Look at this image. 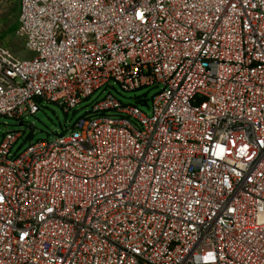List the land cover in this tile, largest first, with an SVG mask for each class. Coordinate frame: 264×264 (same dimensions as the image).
<instances>
[{"label":"built area","instance_id":"1","mask_svg":"<svg viewBox=\"0 0 264 264\" xmlns=\"http://www.w3.org/2000/svg\"><path fill=\"white\" fill-rule=\"evenodd\" d=\"M17 2L32 56L0 46V116L161 90L4 135L0 264H264V0Z\"/></svg>","mask_w":264,"mask_h":264},{"label":"rangeland","instance_id":"2","mask_svg":"<svg viewBox=\"0 0 264 264\" xmlns=\"http://www.w3.org/2000/svg\"><path fill=\"white\" fill-rule=\"evenodd\" d=\"M19 7L17 0H2L0 8V46H6L20 59L31 58L24 48V41L17 35ZM159 88H142L133 92H124L121 87L112 82L110 88L96 92L91 99L83 102L75 110L67 113L57 104L42 100L39 105L41 110L35 116H27L23 126L15 119L0 116V143L4 135L9 132H20L23 137L14 149H26L30 144L38 141H53L57 135L69 134L75 122L91 112L92 105L102 100L111 92L125 105L138 106L140 110L151 115V106L154 97L160 92Z\"/></svg>","mask_w":264,"mask_h":264},{"label":"water","instance_id":"3","mask_svg":"<svg viewBox=\"0 0 264 264\" xmlns=\"http://www.w3.org/2000/svg\"><path fill=\"white\" fill-rule=\"evenodd\" d=\"M24 124L23 123H20V127H22Z\"/></svg>","mask_w":264,"mask_h":264},{"label":"crops","instance_id":"4","mask_svg":"<svg viewBox=\"0 0 264 264\" xmlns=\"http://www.w3.org/2000/svg\"><path fill=\"white\" fill-rule=\"evenodd\" d=\"M17 22H18V20H17Z\"/></svg>","mask_w":264,"mask_h":264}]
</instances>
